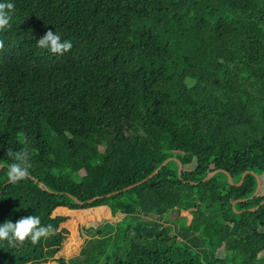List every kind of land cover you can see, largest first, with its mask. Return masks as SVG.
Segmentation results:
<instances>
[{"label":"trees","instance_id":"16d2710c","mask_svg":"<svg viewBox=\"0 0 264 264\" xmlns=\"http://www.w3.org/2000/svg\"><path fill=\"white\" fill-rule=\"evenodd\" d=\"M10 2L0 224L57 233L0 241V264H264V0ZM48 30L72 49L38 48Z\"/></svg>","mask_w":264,"mask_h":264},{"label":"clouds","instance_id":"9594fccd","mask_svg":"<svg viewBox=\"0 0 264 264\" xmlns=\"http://www.w3.org/2000/svg\"><path fill=\"white\" fill-rule=\"evenodd\" d=\"M15 10V4L10 0L0 2V32L11 28L12 13ZM40 49L49 50L53 54H64L73 47L69 40L62 39L57 32L48 30L43 37L37 40ZM4 49V42L0 40V50ZM7 155L13 159V163L8 166L7 179L10 183H17L30 175L31 155L26 149L13 152L8 149ZM57 229L51 224L42 225L39 216H27L18 219L15 223L6 220L0 224V241H6L11 248H16L26 241L37 244L42 238L47 239L56 235ZM31 264V262H30Z\"/></svg>","mask_w":264,"mask_h":264},{"label":"water","instance_id":"95a60500","mask_svg":"<svg viewBox=\"0 0 264 264\" xmlns=\"http://www.w3.org/2000/svg\"><path fill=\"white\" fill-rule=\"evenodd\" d=\"M175 161L178 162V164H179V175H181V173H182V165L180 164L179 160L176 159V158H170V159H167V160L162 164V166H160V167H159V168H158L153 174H151V175L149 176V179H151V178H153L155 175H157V174L162 170V168L165 167L168 163H170V162H175ZM220 173L225 174V175L228 176L229 184H230L231 186H240V185H242V183L244 182L245 177H246L248 174H252V175H254L252 172H246V173L243 174V178H242V180H241L239 183L236 184V183L233 182L232 177H231V175H230L229 173H227V172L224 171V170H216V171H213V172L209 173V174L207 175V177L204 179V182L211 180L214 176H216L217 174H220ZM33 180H36V179L33 178ZM145 181H147V180H144L143 182H145ZM257 181H258V187H257V190H256V192L254 193V195H253L251 198H249V199H254V198L259 194V192H260V189H261V182H260V179H259L258 176H257ZM138 185H139V184L132 185V186L128 187L127 189H124V191L131 190L132 188H134V187H136V186H138ZM46 189H47V188H45V190H46ZM109 196H111V195H109ZM69 197H70L71 199H73L75 202H77L78 204H81V205L85 204L84 202H82V201L78 200L77 198L73 197L72 195H69ZM94 200H95V199H94ZM94 200L88 201V203H90V202H92V201H94ZM238 202H239V201H238ZM236 204H237V203H235V204L233 205V206H234V209H235ZM262 204L264 205V201L262 202ZM254 210H255V209H252V211H254Z\"/></svg>","mask_w":264,"mask_h":264}]
</instances>
